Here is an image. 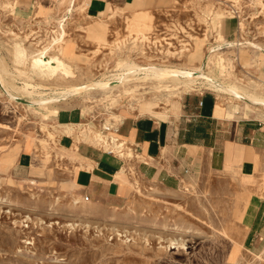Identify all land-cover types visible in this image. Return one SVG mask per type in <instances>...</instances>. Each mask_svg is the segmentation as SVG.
Instances as JSON below:
<instances>
[{
    "label": "rangeland",
    "instance_id": "obj_1",
    "mask_svg": "<svg viewBox=\"0 0 264 264\" xmlns=\"http://www.w3.org/2000/svg\"><path fill=\"white\" fill-rule=\"evenodd\" d=\"M108 1L88 16V0H0V264H264V226H250L264 202V142L226 169L201 160L174 189L142 178L129 159L124 195L113 205L80 194L73 151L59 146L53 125L54 111L78 107L76 134L94 143L96 133L115 137L127 115L184 120L202 94L219 109L242 107L264 129V104L207 81L264 97V0ZM61 25L65 38L44 50ZM34 51L50 58L43 76L32 73ZM125 59L145 72L117 84L112 74ZM153 66L204 76L185 84L182 76L153 74ZM97 80L108 87H86ZM68 90L64 101L31 103ZM26 146L32 163L17 168Z\"/></svg>",
    "mask_w": 264,
    "mask_h": 264
},
{
    "label": "crops",
    "instance_id": "obj_2",
    "mask_svg": "<svg viewBox=\"0 0 264 264\" xmlns=\"http://www.w3.org/2000/svg\"><path fill=\"white\" fill-rule=\"evenodd\" d=\"M107 3L108 0H88V16L99 15ZM139 3L142 0H125V4ZM216 100L197 95L196 102L188 105L184 120L180 117L124 116L114 128L115 137L103 134L108 144L118 145L119 152L106 148L102 141L94 144L79 139L76 130L82 125V110L59 108L53 125L59 136V146L73 151L75 169L72 178L77 190L89 202L114 205L119 204L124 195L119 175L129 159L133 160L135 170L142 178L171 189L179 187L191 173L195 174L203 159L225 169L229 168L230 162L239 164L247 159L246 150L264 142V129L256 127V123L245 116L246 110L242 107L219 109ZM214 121L215 125L212 124ZM242 139H248L252 145L236 143ZM31 163L32 154L27 146L23 147L16 166L24 168ZM252 219L250 226L254 225V220L264 226V202L256 207Z\"/></svg>",
    "mask_w": 264,
    "mask_h": 264
},
{
    "label": "bare ground",
    "instance_id": "obj_3",
    "mask_svg": "<svg viewBox=\"0 0 264 264\" xmlns=\"http://www.w3.org/2000/svg\"><path fill=\"white\" fill-rule=\"evenodd\" d=\"M63 20H64V18L61 20L60 23H62ZM133 25L134 26H137L136 24H133ZM65 36H66L65 28L61 25L58 33L56 35H53L51 37V40H49V45L44 46V50H47L53 43H58V42L62 41L65 38ZM227 44L231 45L232 42H228ZM253 46H256V45L253 44ZM219 47H221V46H219ZM257 48L261 49V47H258V45H257ZM22 52L23 51L21 50L20 45H17V47H16V60H21V59L24 58V54ZM27 59L32 64V66L34 67L32 73L38 74V75H41V76H43V74H44L43 72L46 71V65L51 62L50 61V58L45 57V52H38V51H34L30 55H28ZM118 67L119 68H118L117 72H115V73L112 74V79H116L114 82L117 83V84H123V85H125V84L129 83V81L131 79L135 78L138 74H140V72H143V71L145 72V70H144L145 67L142 68L141 65L135 64L134 61H127L126 59L119 61ZM150 71L153 72V74L155 73V74H160V75H162V74H164V75H170L174 79H177V81L179 79H181L182 77H184V78H182V81L184 80L185 84L190 83V82H193V81H195V83H200V81H198L199 80V77L204 76V74L202 72H200V71H198V72H196V71L195 72L194 71H189V70L186 71L185 69L184 70H177V69H174V68H171V67L169 68V67H164V66L163 67H159V66H157V67H154V66L153 67H150ZM196 74L198 75V77H196ZM179 76H182V77L180 78ZM195 77H196V80H195ZM209 77L208 78L206 77L207 78V81L211 85V87H213L216 91H219V92L228 94V95H230L232 97L242 98V99H244L246 101V103L248 102V103H251V104H259V103L264 104V97H261L259 95L252 94V93H243L242 94L241 91H240V87H238V86H236L234 84H226V83H223V82L220 83V82H217L216 80L209 79ZM106 81L108 82V80H106ZM106 81L105 82L102 81V80L92 81L88 86H86V85L85 86L87 88H89V87H93L94 88L95 87V88H100L102 90L103 89L105 90L108 87V83ZM112 83H113V81H112ZM124 88H125L124 90H129L128 87H124ZM76 92H78V91H76ZM69 93H70V91L68 90V91H61V92H57V93L54 92L52 95H48V96L39 95L38 98L31 97L32 98L31 99V103L32 102H35V103H38V104H41V105L46 106L47 104L52 103V102L64 101L65 98L67 97L66 95H68ZM54 112L57 114L58 110H56ZM100 136L103 137L102 133H96V136H94L91 139H92V141H94L95 144H99L102 141L106 148L107 147H111V149H113L115 152H119L118 151V145L117 144H114V143L112 145L110 143L108 144V142L105 139H102V137L100 138ZM82 139L83 140H88V142L90 141V139L87 136L82 137ZM114 140H116V139H114ZM111 141H112V139H111ZM125 169L126 168H124L122 170L121 175H119L122 178V180L124 179L123 173H124V170ZM188 197L189 196H187L186 198H188ZM83 206L84 205H82V207ZM164 215H166V214H164ZM169 243H170L168 245L169 247H171V244H174V242L171 241V240H170Z\"/></svg>",
    "mask_w": 264,
    "mask_h": 264
},
{
    "label": "built area",
    "instance_id": "obj_4",
    "mask_svg": "<svg viewBox=\"0 0 264 264\" xmlns=\"http://www.w3.org/2000/svg\"><path fill=\"white\" fill-rule=\"evenodd\" d=\"M200 95H202V94H200ZM202 104V101H200L199 102V105H201ZM188 170L187 169H185V172H187ZM85 198H87V197H85Z\"/></svg>",
    "mask_w": 264,
    "mask_h": 264
}]
</instances>
